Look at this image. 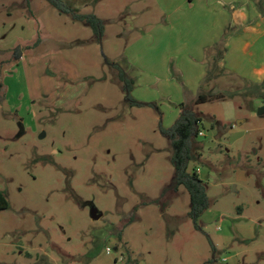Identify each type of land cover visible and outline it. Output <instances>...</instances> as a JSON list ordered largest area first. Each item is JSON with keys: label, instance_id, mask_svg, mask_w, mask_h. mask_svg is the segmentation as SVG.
<instances>
[{"label": "rangeland", "instance_id": "374dc122", "mask_svg": "<svg viewBox=\"0 0 264 264\" xmlns=\"http://www.w3.org/2000/svg\"><path fill=\"white\" fill-rule=\"evenodd\" d=\"M64 1L103 19L102 35L48 0H0V264H264V103L187 59L228 5ZM120 68L147 105L127 100ZM219 92L226 101L192 104L203 136L189 171L210 201L195 224L160 126Z\"/></svg>", "mask_w": 264, "mask_h": 264}, {"label": "trees", "instance_id": "16d2710c", "mask_svg": "<svg viewBox=\"0 0 264 264\" xmlns=\"http://www.w3.org/2000/svg\"><path fill=\"white\" fill-rule=\"evenodd\" d=\"M59 12L69 14L74 20L82 21L89 25L97 35H102L104 31V20L98 17L94 13H79L77 7L70 3H66L64 0H48ZM223 57V52L220 51L217 54L216 60L211 66L219 68V75L226 74L225 68L221 67L218 63ZM124 69L120 68V77L123 81L124 90L128 91L127 100L132 104L138 106L147 105L144 103H137L130 97V93L133 89L134 81L132 78H128ZM217 75V74H215ZM211 80L209 76L205 77V82ZM250 89L255 92V96L259 97L264 103V83L261 84H249ZM0 84V91H1ZM228 96L224 93H201L193 101V103L180 104V113L177 120L169 128L160 126V132L163 136L168 138L171 143L173 151V164L175 167V179L174 188L177 190L179 187L184 186L188 193L191 203V216L195 222L200 216L209 209L210 201L207 195V190L204 182L201 180L199 174L196 171L190 172L189 165L192 161L198 157L194 152L197 146V138L201 131L200 125L202 124V118L194 112L193 105L205 104L208 102L226 101ZM153 105V104H148ZM8 208V201L5 194L0 193V211Z\"/></svg>", "mask_w": 264, "mask_h": 264}, {"label": "crops", "instance_id": "0c3cea01", "mask_svg": "<svg viewBox=\"0 0 264 264\" xmlns=\"http://www.w3.org/2000/svg\"><path fill=\"white\" fill-rule=\"evenodd\" d=\"M73 1L78 2V0H70L74 4ZM192 1L188 0L187 3L193 4ZM200 1L211 2V0ZM219 1L228 5V10L224 11L226 14H223L225 15L223 25H217V33L213 39L208 42L203 40L199 42L196 55L191 56L196 57V62H192L191 57H187L188 63L191 66L202 68L211 66L216 60L217 54L222 51L223 57L218 63L221 67L231 72L233 76L242 78L246 83H264V0ZM74 6L76 5L74 4ZM176 12L177 9L171 14ZM174 34H171V37H174ZM201 35L203 36L202 33ZM215 41H217V49L209 48L212 46L210 44ZM177 43L176 48L180 52L182 41H179L178 38ZM182 45L187 47L186 44ZM201 71L198 82L205 78V72Z\"/></svg>", "mask_w": 264, "mask_h": 264}, {"label": "water", "instance_id": "95a60500", "mask_svg": "<svg viewBox=\"0 0 264 264\" xmlns=\"http://www.w3.org/2000/svg\"><path fill=\"white\" fill-rule=\"evenodd\" d=\"M20 55V53L18 52V56ZM257 114L259 116H262L264 115V105H262L258 111H257ZM89 215H90V218L93 220V221H98L100 220L102 217H103V213L100 212L95 206H92L90 208V211H89Z\"/></svg>", "mask_w": 264, "mask_h": 264}, {"label": "built area", "instance_id": "2783aa9c", "mask_svg": "<svg viewBox=\"0 0 264 264\" xmlns=\"http://www.w3.org/2000/svg\"><path fill=\"white\" fill-rule=\"evenodd\" d=\"M199 136H203V131H200V132H199ZM111 252H112L111 248H110V247H107V248H106V254L110 255Z\"/></svg>", "mask_w": 264, "mask_h": 264}, {"label": "flooded vegetation", "instance_id": "af4514ba", "mask_svg": "<svg viewBox=\"0 0 264 264\" xmlns=\"http://www.w3.org/2000/svg\"><path fill=\"white\" fill-rule=\"evenodd\" d=\"M88 205H89L88 207H89V210H90V208L93 206V204H92V203H90V204H88Z\"/></svg>", "mask_w": 264, "mask_h": 264}]
</instances>
